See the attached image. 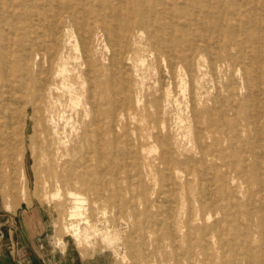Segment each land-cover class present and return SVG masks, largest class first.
Segmentation results:
<instances>
[{"label": "rangeland", "instance_id": "1", "mask_svg": "<svg viewBox=\"0 0 264 264\" xmlns=\"http://www.w3.org/2000/svg\"><path fill=\"white\" fill-rule=\"evenodd\" d=\"M2 17L5 19L0 22V38L7 40L12 56L23 38L14 31L9 14ZM26 42L23 40L24 44ZM82 42V33L69 26L59 52L57 48L54 52L51 49L50 55L57 59L54 69L50 70L44 61L43 74L29 78L32 79L30 86L40 89V98L35 100L39 110L32 109L35 120L32 127L28 113L18 115V121L8 113L0 117V264H178L183 258L172 249L170 234L184 243L188 219L193 220L195 227L203 225V208L198 199L200 193L205 192L207 199L212 200L206 188L213 183L201 182L193 175L173 179V186L168 185L159 157L165 146H169L178 158L195 164L197 169L194 170H202L198 165L200 152L196 133L207 128L203 112L215 105L212 101L220 98L223 105L228 104L223 90L227 81L223 74H213L210 67L205 66L194 81L183 72V89L168 59L146 39L137 40L128 50V86L137 107L130 111L127 120L118 119L108 135H92V145L86 144L83 149L89 162L70 155L63 157V151L72 144L78 142L83 146L79 137L89 123L88 120L83 122L88 110L85 99L91 85H84ZM91 47L98 50L102 65L106 66L107 50L97 42L92 45L88 42V49ZM11 56L10 59H14ZM62 59L69 69V87L77 89L83 98L84 104L79 108L71 103L59 75ZM236 81L239 86L243 83L239 77ZM34 93L30 92V97ZM26 99L32 101L29 97ZM137 100L142 106L147 103L151 114L161 107V115L149 117ZM15 105L19 109L24 107V100L15 101ZM48 129L53 130L55 139L49 136L50 139L45 140ZM32 134L39 135L36 141L30 140ZM50 147L59 148L60 152L48 155ZM226 152L234 159H252L253 156L250 145L244 151L227 149ZM79 160L81 163L74 168L77 170L61 168L63 162L74 166ZM223 161H219L221 166ZM87 166L89 170H85ZM221 170L233 169L226 166ZM228 177L231 180L232 176ZM234 182L237 181L234 179ZM216 189L212 191L219 195L227 190L220 186ZM240 189L237 197L248 208H257L264 214V197L258 195L251 199L252 188L245 184ZM71 193L79 195L83 201L76 218L70 216L76 205ZM174 209L177 214L171 216ZM209 213L211 223L217 216L212 209ZM76 227L80 231L77 232ZM222 249L227 259L235 255L229 246Z\"/></svg>", "mask_w": 264, "mask_h": 264}, {"label": "bare ground", "instance_id": "2", "mask_svg": "<svg viewBox=\"0 0 264 264\" xmlns=\"http://www.w3.org/2000/svg\"><path fill=\"white\" fill-rule=\"evenodd\" d=\"M3 14H9L14 31L23 39L11 56L7 40L0 38V117L8 113L18 121V115L28 113L30 127L35 123L32 109L39 110L35 100L40 98V89H33L29 78L43 74L44 61L50 70L54 69L57 59L50 55L51 49L54 52L57 48L59 52L69 26L76 27L83 35L84 85H91L85 99L88 110L83 122L88 120L89 123L79 137L83 146L78 142L72 144L63 151V157L70 155L89 162L84 146L92 145L90 139L111 133L116 121L127 120L130 111L137 107L128 86V50L137 40L146 39L168 59L183 89L184 71L193 81L203 73L205 66L210 67L213 74H223L227 81L223 90L229 102L223 105L220 98L212 101L215 105L203 112L207 128L196 133L201 167L198 168L202 170H194L197 169L195 164L178 158L169 146H165L159 157L168 185L173 186V179L193 175L201 182L213 183L206 188L212 200L207 199L205 192H201L198 199L203 208V225L195 227L193 220L188 219V232L183 237L186 241L181 243L183 241L171 233V247L183 258L178 264H264V214L257 208H248L237 197L244 184L252 188L251 199L258 195L264 197V0H0V22L5 19ZM88 42L91 45L97 42L107 50L106 66L102 65L98 50L88 49ZM19 54L20 57L15 58ZM59 75L73 106H83L77 89L69 87V69L63 59ZM237 77L243 82L241 86L237 84ZM30 92H35L34 97H30ZM27 97L32 101L28 102ZM19 99L25 104L20 109L15 105ZM136 103L149 117L161 115L159 106L151 114L147 103L143 106L140 100ZM198 120L197 115V123ZM45 132V140H49V136L55 139L52 129ZM38 137L32 134L30 140L36 141ZM248 144L252 159H234L226 152L227 149L244 151ZM12 152L17 153V150ZM59 152V148H47L48 155ZM220 160H224L223 166ZM80 163L79 160L72 166L63 162L61 168L77 170L74 168ZM226 166L233 170H221ZM185 167L192 170L186 171ZM89 169V166L85 168ZM228 176H232L231 180ZM219 186L227 188L225 194L212 191ZM71 197L76 205L70 216L76 218L83 201L77 194L71 193ZM211 209L217 219L209 223ZM171 214L176 215L177 210H172ZM226 246L235 254L230 259L222 252Z\"/></svg>", "mask_w": 264, "mask_h": 264}, {"label": "crops", "instance_id": "3", "mask_svg": "<svg viewBox=\"0 0 264 264\" xmlns=\"http://www.w3.org/2000/svg\"><path fill=\"white\" fill-rule=\"evenodd\" d=\"M11 239H13V236H10ZM115 264V263H114Z\"/></svg>", "mask_w": 264, "mask_h": 264}]
</instances>
